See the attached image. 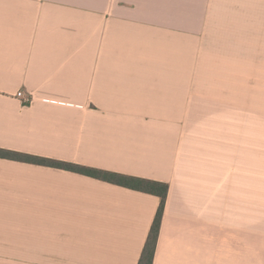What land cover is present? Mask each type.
<instances>
[{"label":"crops","instance_id":"crops-1","mask_svg":"<svg viewBox=\"0 0 264 264\" xmlns=\"http://www.w3.org/2000/svg\"><path fill=\"white\" fill-rule=\"evenodd\" d=\"M0 149L167 183L153 264H264V0H0ZM159 206L0 158V264H139Z\"/></svg>","mask_w":264,"mask_h":264},{"label":"trees","instance_id":"trees-1","mask_svg":"<svg viewBox=\"0 0 264 264\" xmlns=\"http://www.w3.org/2000/svg\"><path fill=\"white\" fill-rule=\"evenodd\" d=\"M0 158L65 170L135 191L157 196L160 199V206L151 227V231L149 233L139 264L154 263L161 225L169 194V185L167 183L105 171L69 162L21 154L4 149H0Z\"/></svg>","mask_w":264,"mask_h":264},{"label":"built area","instance_id":"built-area-1","mask_svg":"<svg viewBox=\"0 0 264 264\" xmlns=\"http://www.w3.org/2000/svg\"><path fill=\"white\" fill-rule=\"evenodd\" d=\"M17 98L23 100V102L26 103V104L31 103V99H30V100L25 99V94H24L23 91H19V92L17 93Z\"/></svg>","mask_w":264,"mask_h":264}]
</instances>
